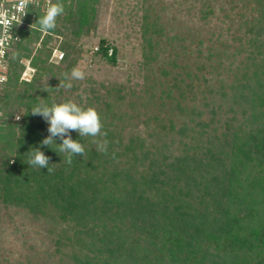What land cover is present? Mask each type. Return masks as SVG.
<instances>
[{
	"label": "rangeland",
	"instance_id": "374dc122",
	"mask_svg": "<svg viewBox=\"0 0 264 264\" xmlns=\"http://www.w3.org/2000/svg\"><path fill=\"white\" fill-rule=\"evenodd\" d=\"M257 3L254 0H99L90 28L76 40L74 67L85 71V79L71 81L70 90L58 86L64 74H70L74 68L66 66L72 58L62 62L59 56L63 52L59 51L61 44L73 39L71 29L63 28L66 36L52 34L51 58L57 67L53 73L35 80L38 91L42 95L43 90L47 91L50 105L73 101L85 108H95L103 124L101 131L107 135L79 137L76 131L70 130L72 139L83 144L84 155L73 157L69 165L65 162V153L53 150L52 169L44 171L52 176L55 169L61 173L63 167V178L72 175L71 180L79 181L84 192L85 184L96 188H101L103 182L117 185L113 189L117 195L124 194L125 200L130 198L126 190L129 179L138 180L140 186L141 175L159 180L153 190V186L144 187L148 197H153L155 192L164 196L174 185L177 191H190L196 197L200 189L197 191L194 180L187 181L185 173L179 174L176 168L183 159L186 163L183 169L188 173L190 167L197 168L202 151L211 146L206 142L209 135L223 129L214 122L201 127L210 119L214 106L221 105L217 115L222 119L220 124L230 121L233 115L228 109L234 107V102L228 96L224 98L221 86L231 92L229 85L243 80L245 64H248L247 41L252 36L250 22L260 11ZM103 39L109 47L116 48V62L110 63L95 51ZM38 45L33 44V52ZM23 61L27 66L24 77L30 79L35 69L30 66V59ZM6 68L7 63L0 62V76H5ZM187 73L188 78L194 79V88L184 90L181 108H178L175 104L180 100V88H173L171 92L173 77L183 78ZM53 75L57 80L54 84ZM2 88L4 84L0 82V91ZM205 94L207 107L202 102ZM4 110L12 113V117L7 118L0 112L3 117L0 125L5 123L3 120L21 122L23 108L11 102ZM44 125L49 126L45 121ZM182 126L186 127L185 131L180 130ZM213 126L218 128L215 132ZM202 130L210 133L204 134ZM44 133L46 137L49 134ZM104 140L108 142L106 152L98 150L97 145V141ZM56 142L61 143L59 139ZM214 144L216 152L220 146L217 142ZM51 147L57 149L55 144ZM27 168L38 169L25 163ZM215 173L219 169L212 170ZM157 184H163L164 188L155 187ZM51 203L48 199L47 204L36 208L30 202L11 203L0 197V264H79L77 258L86 255L96 254L97 259L110 257L106 250L108 242L94 239L95 232L99 231L97 225L91 223L92 230L85 228ZM109 223L114 227L116 221L111 219ZM133 240L134 237L130 242ZM119 245L122 238L117 236L109 247ZM127 249L128 246L122 250ZM133 249L130 254L116 252V264L122 261L157 264L153 260L141 261L140 251L134 256ZM101 260L96 262L102 264Z\"/></svg>",
	"mask_w": 264,
	"mask_h": 264
},
{
	"label": "trees",
	"instance_id": "16d2710c",
	"mask_svg": "<svg viewBox=\"0 0 264 264\" xmlns=\"http://www.w3.org/2000/svg\"><path fill=\"white\" fill-rule=\"evenodd\" d=\"M98 1L60 0L65 12L57 17L56 28L48 33H42L36 24L44 9L40 5L30 7L25 23L14 29L15 36L20 38L12 41L4 58L7 68L4 88L0 91V112L11 118L12 113L4 110L11 102L24 111L20 123L3 120L5 123L0 125V197L11 203L30 202L36 208L47 204L49 199L60 213L82 223L85 228L92 230L91 223L97 225L99 231L95 232L94 239L108 242L106 250L110 257L101 260L96 254L86 255L77 258L79 264H99L98 260L102 264H112L114 260L116 264V252L117 255L130 254L132 248L134 256L140 251L141 261L153 260L157 264H264V0H254L260 11L250 22L252 36L247 41L248 64H245L243 80L229 85L231 92L221 86L224 98L228 96L234 102V107L228 109L233 114L230 121L220 124L222 119L217 115L221 105L214 106L210 119L201 127L214 122L223 129L216 133L218 128L213 126L215 134L209 135L206 141L211 146L207 145L202 151L197 168L190 167L188 173L183 169L184 159L177 165L176 172L185 173L186 180H194L197 191L200 189L196 197L190 191H177L176 185L164 196L155 192L153 197H148L144 187L153 186V190L159 180L141 175L142 187L138 186V180L129 179L126 190L130 198L125 200L124 194L117 195L113 189L117 185L104 182L101 188L85 184L84 192L79 181L71 180L72 175L63 178V167L61 173L55 169L52 176L44 171L46 168L25 169L29 152L39 147L46 137L44 132L48 133L49 126L44 125L43 117L32 115L31 109L41 103L50 105V95L46 90L42 95L35 80L53 73L57 67L51 58L52 34L66 36L63 28L71 29L73 39L65 40L59 51H63L60 60L67 62L72 58L66 66L74 67L77 61L74 55L78 50L76 40L90 28L97 14ZM105 41L103 39L95 51L114 63L117 50ZM34 43H39L35 52ZM14 51L19 52L15 60L11 59ZM24 58L30 59V66L35 69L30 79L24 77L27 67ZM189 76L187 73V79L173 77L171 92L173 88H180V100L175 104L178 108H181L184 90L194 88V79ZM55 81L53 75L51 82ZM206 94L202 95V102L207 107ZM13 96L15 101H12ZM180 130L185 131L186 127ZM214 142L220 146L216 152ZM51 148L40 150L50 157ZM51 165L48 169H52ZM216 169L219 173L213 175L212 170ZM155 187L164 188L163 184ZM111 219L116 221L114 227L110 226ZM117 236L122 238V245L109 247ZM126 246L128 249L123 251Z\"/></svg>",
	"mask_w": 264,
	"mask_h": 264
},
{
	"label": "clouds",
	"instance_id": "9594fccd",
	"mask_svg": "<svg viewBox=\"0 0 264 264\" xmlns=\"http://www.w3.org/2000/svg\"><path fill=\"white\" fill-rule=\"evenodd\" d=\"M33 4L34 0H18L15 7L24 16L29 6ZM64 12L65 7L60 0H56L55 3H53V0H46L43 15L39 16L36 22L39 30L42 33H48L54 30L57 26V17L63 15ZM15 18L13 16V19ZM0 25L4 26L3 31L0 32V56H3L7 49V42L10 39V21L8 19V9L4 6V0H0ZM18 57L19 52L14 51L11 59L15 60ZM84 79L85 71L79 66L74 67L70 74H64V80L60 82L58 88L70 90L73 87L71 81ZM4 81H6V77L0 76V82ZM31 114L43 117L44 121L49 125L47 129L48 136L40 142L39 147L29 152L27 164L32 167L48 169L50 157L45 155L40 149L44 147L51 148L53 144L57 146V149H51L59 153H65V162L69 165H71L73 157L77 155L83 156L85 148L79 140L72 139L70 130L76 131L79 137L91 136L95 138L97 136L107 135L101 131L103 124L97 110L93 107H82L73 101L52 103L51 105L41 103L31 109ZM16 118L19 119L20 116ZM57 139L61 143H57ZM107 143V140L103 142L97 141L98 150L106 152Z\"/></svg>",
	"mask_w": 264,
	"mask_h": 264
},
{
	"label": "built area",
	"instance_id": "2783aa9c",
	"mask_svg": "<svg viewBox=\"0 0 264 264\" xmlns=\"http://www.w3.org/2000/svg\"><path fill=\"white\" fill-rule=\"evenodd\" d=\"M45 2L46 0H34V4L29 6V8L27 9V13L23 16L22 13L18 12L17 8L15 7V5L18 3V0H4V6L8 9V19L10 21V39L7 42V49L11 46L12 41L18 40L20 38L18 35L15 36L14 29L16 28V26L25 23V18L29 12L30 7H38L40 5L44 9ZM13 16H15L16 18L13 19ZM3 28L4 26L0 25V32L3 31ZM6 51L3 56H0L1 63L4 61ZM59 56L60 58H62L63 52H61Z\"/></svg>",
	"mask_w": 264,
	"mask_h": 264
}]
</instances>
